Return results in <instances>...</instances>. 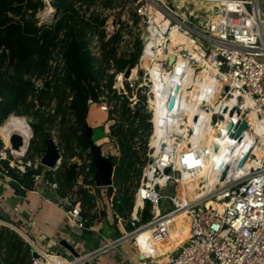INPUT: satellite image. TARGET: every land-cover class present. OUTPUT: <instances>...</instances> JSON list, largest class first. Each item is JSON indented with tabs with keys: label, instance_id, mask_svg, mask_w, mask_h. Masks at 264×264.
Masks as SVG:
<instances>
[{
	"label": "built area",
	"instance_id": "2783aa9c",
	"mask_svg": "<svg viewBox=\"0 0 264 264\" xmlns=\"http://www.w3.org/2000/svg\"><path fill=\"white\" fill-rule=\"evenodd\" d=\"M36 1L38 9L24 12L25 20L39 30V35L49 30L53 33V43L63 42L52 50L58 60H48L52 72H67L64 56L68 45L78 39L69 34L66 25L56 29L63 17L60 4L68 3L69 9L79 13L87 24L80 40L91 58L98 95L96 102L90 99L87 105L100 104L101 113L111 119L107 138L113 150L120 155L116 130L118 127L123 130V126H117L116 119L129 118L137 127L125 133L133 154L141 145L139 121L143 113L148 116L149 136L147 160L129 216L124 219L111 209L116 228L123 232L111 240H104L95 250L86 252L73 247L77 244L75 238L71 242L73 252L66 250L59 254L37 248L20 227L6 220L10 215L21 219L22 211L18 206L5 205L0 195V228L23 234L21 237H25L31 249L30 264H97L100 256L125 245L137 254L134 264H264L263 2ZM230 4L235 5V11H230ZM203 5L215 6L217 18H210ZM50 8L53 13L48 15ZM8 16L20 20V17ZM134 18L139 21L141 47L135 63L125 60L119 66L117 62L122 54L133 48L126 32L133 27ZM122 27L126 32H121ZM115 38L118 39L113 53L116 59H105L104 46ZM127 71L129 75L125 78ZM185 80L187 85H184ZM32 86L33 95H39L44 87L34 86L33 82ZM181 87L190 93L193 91L196 97L182 98ZM170 98H174V106L168 110ZM119 100L122 109L116 104ZM156 101L159 102L157 113L163 122L153 144L155 115L152 106L155 107ZM176 116L185 122L191 120L192 125H181L174 131L169 118L174 122ZM14 117L25 121L12 127L7 133L8 140L10 143L12 135H19L22 146L15 150L0 137L3 143L0 145V180L6 189L23 195L19 197L24 201L26 194L31 192L57 194L56 198L46 199L78 230L76 237L82 238L84 231L99 236L95 223L89 222L82 212L81 204L72 201L67 193L62 194L60 183L54 179V173L61 166L62 149L55 144L59 159L52 169L41 164L43 155L27 158V143L34 136L31 121L14 113L6 120ZM243 123L246 127L238 136ZM229 124L231 128L227 129ZM25 128L27 135L22 134ZM114 170L116 172V167ZM115 172L112 180L116 178ZM109 187L113 189L112 185ZM109 193L112 201L114 194ZM139 201L142 206L136 211ZM181 214L186 216L189 226L187 240L172 254L154 256L155 240L166 239ZM22 222L25 229L32 228L31 220ZM3 261L0 250V264Z\"/></svg>",
	"mask_w": 264,
	"mask_h": 264
},
{
	"label": "rangeland",
	"instance_id": "374dc122",
	"mask_svg": "<svg viewBox=\"0 0 264 264\" xmlns=\"http://www.w3.org/2000/svg\"><path fill=\"white\" fill-rule=\"evenodd\" d=\"M261 1L263 2L262 9L264 11V0ZM60 5L62 6L61 9L69 8L68 3H62ZM203 6L206 8L207 12L210 11L208 13L210 18H217L216 8H214L213 5ZM211 8L215 10H210ZM72 11L70 13L71 17L67 20L68 32L70 35L73 34V36L78 39H80L81 34L82 39L87 24H85V21L79 13ZM131 18L132 15L130 13L129 21ZM138 24L139 21L134 18L133 27L130 28L129 32H126L124 27L121 29V32L128 33L130 37L129 43L133 44V48L122 54V59L117 62L119 66L124 63L125 60H129L131 63H135L136 61L141 47L139 42L140 30ZM117 41L118 39L115 38L111 43L104 46L105 59H116V55L113 56V53L114 45ZM62 44L63 42L54 41L50 48L51 53L48 59L49 61L58 60V57L55 56L56 54H52V50ZM49 61H47L45 72H43L42 75L30 74L25 76V79L29 80L31 84L33 82L34 86L37 84L38 86L44 85L43 89L39 91L40 94L33 95L31 92V99L29 100L28 97L25 104L17 105L15 110L11 112L15 115L24 116L31 121L30 126L34 136L30 142L27 158L34 159L44 155L47 142L52 140L54 144L63 151L61 154L62 162L60 169L54 173V179H56L61 185V193H67L70 195L72 201L81 204L82 212L87 215L89 222L100 223L104 219L106 223L108 219L114 224L111 209L119 214V216L127 219L134 205V193L140 182L142 168L147 160L145 155L147 151V138L149 136V130L146 126L148 116L145 113H141L142 117L139 121V128L142 130V135L139 138L141 145L138 150L133 154L127 149H124V152L119 155L118 152L113 150L114 146L112 143H109V139L107 138V133L112 124L111 119L101 113L102 106L100 104L95 103L88 107L87 118L85 119L87 128L85 130L88 128L92 129V142L95 146L100 147V158L111 163L112 175L115 172L114 167H116L115 174H117L116 178H113L112 180L111 185L113 189L110 187L99 188L96 185L97 170L93 163V157L89 146L88 144L87 146H82L77 140L83 130L79 127L78 122L70 109L72 92L67 85L69 76L67 72H52L49 68ZM5 67L6 65L1 68V73L10 75L11 69L6 70ZM4 92V98L3 100L0 99V101L6 103L9 97L7 92ZM116 104L120 106L121 109L123 108L121 100L116 102ZM6 119L7 117L4 118L3 116H0V128L6 124ZM123 119L124 120H120L119 118L115 120L117 126H123L122 134L137 129L134 122L130 121L129 118L128 120L127 118ZM99 123H102V125L97 127ZM125 125L128 127L125 128ZM25 131H27L26 128L22 130V132ZM1 144L3 146V143L0 141V145ZM70 166H75V171L77 172V178L72 183H68L65 179L67 178L66 169ZM78 177H81V179H78ZM9 192L10 193H8L5 199H8V197L10 198L11 195H13L11 188L9 189ZM109 192H113L114 194L112 201L109 200ZM111 205H113V208ZM141 206L142 205L136 207L139 210ZM2 207L3 209L6 208L5 206ZM7 217V221L20 227L32 241L35 240L32 233L24 228L21 221L14 219L11 215L10 217ZM127 229L130 230V227ZM107 231L108 229L105 228V237L109 236ZM188 233L189 226L184 225L183 230L181 231V245L185 242L184 239L187 237ZM83 239L86 241L89 239V235L85 234ZM29 248L30 246L27 241L18 233L5 227L0 228V250L5 260L2 264H30ZM120 249L125 261H131L133 263L137 261V254L134 249H130L128 245H125ZM50 251L56 252L55 249ZM170 251L171 246H166L165 241L161 240V244H159L155 256H164L170 253Z\"/></svg>",
	"mask_w": 264,
	"mask_h": 264
},
{
	"label": "trees",
	"instance_id": "16d2710c",
	"mask_svg": "<svg viewBox=\"0 0 264 264\" xmlns=\"http://www.w3.org/2000/svg\"><path fill=\"white\" fill-rule=\"evenodd\" d=\"M38 7L39 3L36 0H0V99L3 100L4 91L9 97L6 103L0 101V116L4 118L14 111L17 105L26 103L33 86L29 80L25 79V76L42 75L50 57L49 47L53 43L51 37L53 33L45 30L39 35V30L24 18V12H35ZM61 7L60 5L59 9ZM62 9L63 17L56 25L57 30L67 26V20L71 17V9ZM9 14L13 17H20V20L15 21L14 18L8 16ZM84 47L80 39H74L68 45L64 57L69 76L67 85L72 92L70 109L79 127L83 130L77 140L80 145L87 146L85 130L87 125L83 113L88 109V100L96 102L98 95L94 84L91 58L84 51ZM4 65H6V70L11 69L10 75L1 73ZM122 133V128L118 127L116 137L119 149L121 153L124 149L131 152L128 136ZM75 168V166H70L66 169L67 178L65 179L68 183L74 182L77 178ZM89 225L91 224L88 223Z\"/></svg>",
	"mask_w": 264,
	"mask_h": 264
},
{
	"label": "crops",
	"instance_id": "0c3cea01",
	"mask_svg": "<svg viewBox=\"0 0 264 264\" xmlns=\"http://www.w3.org/2000/svg\"><path fill=\"white\" fill-rule=\"evenodd\" d=\"M235 7V6H234ZM215 8V7H214ZM210 10H215L211 8ZM210 12V11H208ZM102 121V120H100ZM102 123H99L97 127L101 126ZM42 192V191H38ZM9 190L4 186L3 180H0V195H3L5 200V205L12 207L18 206L22 211V220L21 221L31 220L33 222L31 229H26L32 233L35 240L31 242H35L34 245L42 250H52L55 249L56 252H62L59 254H63L67 251L66 246H69L72 250V240L75 238L77 244H73V247L77 249H84L86 252L95 250L99 246L104 244V240H111L117 237V234L120 235L123 230H119L116 228L115 224L112 221L107 219L106 223H95V229L98 230L99 234L95 235L90 234L89 232L84 231L82 234V238L76 237L75 234H79L78 230L74 229L72 226L66 222L63 218L62 212L52 203H50L46 198L49 199L56 198L57 194L55 193H28L26 194L27 200L24 201L19 196H23L18 194L17 192L8 199H5L8 195ZM105 228L108 229L109 236H104ZM18 232V231H17ZM85 234L89 235V239L83 241V236ZM20 236L23 234L19 233ZM28 236V235H27ZM104 236V237H103ZM25 238V237H24ZM77 238H79L77 240ZM64 244V245H63ZM52 252V251H51ZM5 262V260H4ZM97 264H134L131 261H125L122 254L121 249H117L115 251H111L106 255H102L98 258Z\"/></svg>",
	"mask_w": 264,
	"mask_h": 264
},
{
	"label": "water",
	"instance_id": "95a60500",
	"mask_svg": "<svg viewBox=\"0 0 264 264\" xmlns=\"http://www.w3.org/2000/svg\"><path fill=\"white\" fill-rule=\"evenodd\" d=\"M129 75V72L127 71L125 73V78H127ZM177 89L175 90V92ZM174 106V98H170L169 104H168V110H171ZM83 118H87V110L83 113ZM246 127L245 123H243L238 130L237 135L239 136L242 130H244ZM231 128V124L228 125L227 129ZM30 140L27 143V149L30 146ZM86 140L87 144L89 146V149L91 151V155L93 157V163L96 166V185L99 188H105L109 187L112 184V165L109 161L103 160L100 158L101 149L100 147H97L92 142V129L88 128L86 130ZM10 145L13 149L17 150L19 147L22 146V138L19 135H12L10 138ZM59 159L58 150L56 148V145L52 140H49L47 142L46 151L44 155L41 158V164L49 169H52L56 165V161ZM139 216V213H138ZM64 245V244H63ZM67 249H69L71 252L72 249L69 246H66ZM33 256H35L33 254Z\"/></svg>",
	"mask_w": 264,
	"mask_h": 264
},
{
	"label": "bare ground",
	"instance_id": "6f19581e",
	"mask_svg": "<svg viewBox=\"0 0 264 264\" xmlns=\"http://www.w3.org/2000/svg\"><path fill=\"white\" fill-rule=\"evenodd\" d=\"M234 6L235 5H231V4L229 5V9H230L231 12L236 10V7H234ZM52 13H53V9L50 8L49 11H47V14L49 15V14H52ZM239 13H241V12L239 11ZM146 65H147V63L145 62V66ZM187 84L188 83L185 80L184 85H187ZM188 96L190 98H195L196 97V95L193 93V91L190 93V91L186 90L184 87H181V97L184 98V97H188ZM158 105H159V102L156 101L155 102V107L152 106L153 111H154V115H155L154 116L155 118L153 120V122L155 124V132H154V137H153L154 139L152 140L153 144L155 143L154 142L155 138L160 133V127L159 126L163 122V120H160V118L158 116V113H157L156 107L158 108ZM169 119L171 120V117ZM165 120H167V118H165ZM170 120H169V122L172 125V126H170V128H174V131H178L180 129L181 125L184 126V125L189 124V123H190V125H192V121L191 120H188V122H185V121L181 120L180 118H178V116H176V120L174 119L175 120L174 122H171V121H173V119L171 121ZM23 121H25V119L15 118L14 117L13 119L7 120L6 124L3 125L2 128H0V130L2 131V132L0 131V137L2 138L3 142L7 146H9V144H10L9 140H8L7 133L12 129L13 126H16V125L19 126L21 124V122H23ZM27 132H28V130L25 131V132H22V134L27 135ZM139 205H142V203L140 201L136 203V206H139ZM135 210L139 211L140 209L138 210L137 207H135ZM184 225H188L187 218H186V216L184 214H181L180 218H179V221L177 222L176 227H174V229H172V231H170L169 236L166 239H161L160 238L158 240H155V247H154L153 255L155 256V253H156V251L158 249V246H159V244H161V240L165 241V245L166 246H171V251L168 254H172V252L176 251L177 248L179 246H181V231L183 230ZM189 233H190V231H189ZM187 238H188V235H187V237L184 240L186 241Z\"/></svg>",
	"mask_w": 264,
	"mask_h": 264
}]
</instances>
